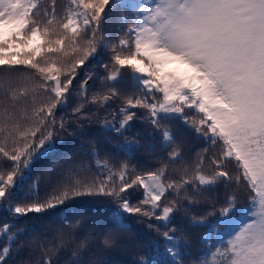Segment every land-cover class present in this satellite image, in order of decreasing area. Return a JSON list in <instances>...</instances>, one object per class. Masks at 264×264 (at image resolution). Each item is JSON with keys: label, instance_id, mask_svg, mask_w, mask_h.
I'll return each mask as SVG.
<instances>
[{"label": "snow or ice", "instance_id": "1", "mask_svg": "<svg viewBox=\"0 0 264 264\" xmlns=\"http://www.w3.org/2000/svg\"><path fill=\"white\" fill-rule=\"evenodd\" d=\"M117 10L119 35L106 36ZM101 50L109 53L103 75L91 64ZM74 81L83 102L73 107L74 119L57 118ZM89 81L101 84L90 99ZM116 102L118 110L99 115ZM89 104L97 111H86ZM137 118L162 129V148L172 147L167 159L173 164L185 156L162 121L179 120L203 140L191 171L174 168V177L169 163L138 170L127 160L101 161L93 147L94 174L86 175L91 168L81 162L57 166L61 171L49 177L41 195L32 167L56 151L58 137L75 135L69 129L82 131V122L93 120L101 121L102 131L122 134ZM113 147L131 156L139 144ZM221 187L225 206L216 223L223 229L213 241L215 225L208 226L200 242L211 248L185 262L182 257L191 253L180 251L187 242L169 227L172 219ZM133 191H140L135 201ZM81 197L114 201L109 219L120 231L131 215L157 233L161 225L169 229L160 233L163 250L153 242L152 253L138 264H264V0H66L59 11L57 0H0V210L14 219L61 210L67 219L63 206ZM245 197L248 206L238 207ZM190 224L205 226L204 216L193 215ZM13 226L0 225L7 239L0 264H9L23 232H12ZM80 226L77 219L56 233V243L42 244L39 264H59L53 255L69 247L72 258L65 264H85L79 257L97 237L90 232L77 239ZM116 244L111 229L99 236L101 248ZM209 252L211 261L204 258Z\"/></svg>", "mask_w": 264, "mask_h": 264}, {"label": "trees", "instance_id": "2", "mask_svg": "<svg viewBox=\"0 0 264 264\" xmlns=\"http://www.w3.org/2000/svg\"><path fill=\"white\" fill-rule=\"evenodd\" d=\"M65 2L66 0H57L58 11ZM120 15L121 10H117L116 14L110 18L108 28L105 31L106 36L111 35L115 37L119 35L116 29L120 25ZM108 55L107 51L101 50V54L91 61L92 67L97 69L100 75H103L101 64L108 61ZM77 79H80V77H77ZM75 85L76 81H74L73 91L69 95L67 107L57 109V118L63 115L67 119H74V117H71L73 107L83 102L75 94ZM99 90H101L99 81H89V99L92 92ZM117 105L118 102L112 103L108 108L99 109V115L103 118L106 113H110L113 109L118 110ZM86 111L94 112L97 109L89 104ZM141 114L138 111V117ZM109 119H111L110 115ZM82 123L84 124L82 131H79L75 127L69 129L70 132H75V135L65 134L58 137L56 151L33 165L31 177L32 179L40 177L41 195L48 189L49 177L51 176V178L55 179L56 174L61 171V168L57 166H62L71 161L81 162L85 167L91 168V172L85 173L86 175L94 174L97 169L95 159L90 154L93 147L100 153L101 161L104 159H108L110 162L127 160L130 165L135 166L138 170H153L159 167L161 162L169 163L168 174L178 177L179 173L173 172V169L188 166L189 171H191L195 154L206 146L204 141L198 139L196 134L185 127L181 121H162V127H167L171 130L177 144L182 146V154L185 156L184 160L173 164L167 159L168 152L172 151V147L166 150L162 148V144L164 143L162 129L153 128L139 118L133 122L131 129L122 134L102 131L100 120H93L90 124L87 121ZM126 141H134L139 144V147L133 149L131 156L113 147V145H123ZM152 145H155V147H151ZM229 167L231 168L232 166L229 165ZM24 191H28L27 186H25ZM22 196L23 193H19L17 199ZM225 197L226 192L222 187L218 190L213 189L204 192L203 202L198 207L192 208L187 212L181 209L175 213L169 227L174 226L176 229L175 235L182 242H187V249H180L181 252L187 251L191 253V256L184 255L182 257L185 262L202 255L204 251L211 248V245L206 246L200 242L202 234L208 233V226L215 225V229L210 233L213 241L217 238L216 229H223V225L216 222L219 219V209L225 206ZM139 198L140 191H133V201ZM217 200L218 202H216ZM237 206L247 207V198L241 199ZM113 207L114 201L110 198L81 197L63 206L64 211L68 212L67 219H64V214L61 210L29 213L27 216L20 217L19 219H14L6 211L0 210V225L5 222H13L12 232L23 229V232L18 235V239L15 241L12 259L9 264H22L25 261L39 264L44 258L42 244L48 246V242L56 243L53 240L56 233L62 228L66 229L68 225H71L77 219L81 220L80 228L76 229L77 239L88 235L90 232L97 237L96 243L90 250L85 251L79 257L85 264L88 261H97L98 264H138L141 258H147L152 253L153 242L159 245V250H163L165 241L160 233L168 231V228L161 225L160 231L157 233L149 229L142 219L136 215H131L126 220V223L129 225L127 230L120 231L113 227L109 219V212ZM193 215H196L198 218L204 216L205 226H191L190 220ZM152 223L156 224V221L153 220ZM108 229H111L115 233L117 244L111 248L104 249L99 246V236ZM5 245H7L6 236L0 234V246ZM52 258L54 261H59V264H65L66 261L72 258L71 248L61 249ZM204 258L211 261L210 252ZM197 264H199L198 261Z\"/></svg>", "mask_w": 264, "mask_h": 264}, {"label": "rangeland", "instance_id": "3", "mask_svg": "<svg viewBox=\"0 0 264 264\" xmlns=\"http://www.w3.org/2000/svg\"><path fill=\"white\" fill-rule=\"evenodd\" d=\"M219 235V229H216V237Z\"/></svg>", "mask_w": 264, "mask_h": 264}]
</instances>
